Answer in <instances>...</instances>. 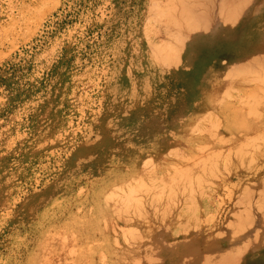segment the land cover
I'll return each instance as SVG.
<instances>
[{"label":"rangeland","instance_id":"374dc122","mask_svg":"<svg viewBox=\"0 0 264 264\" xmlns=\"http://www.w3.org/2000/svg\"><path fill=\"white\" fill-rule=\"evenodd\" d=\"M139 5V0H0V264L150 261L139 232L147 210L140 186L106 188L93 201L79 176L69 179L61 172L70 154L98 145L101 138L92 129L104 122L97 119L123 112L124 98L141 91L134 82L154 80L170 47V41L156 40L165 26L139 25ZM263 105L239 104V128L259 118L264 123ZM233 155L227 177L234 168L250 173L257 154ZM61 177L68 193L60 196L58 184V196L48 199L50 189H43ZM227 203L221 225L218 201L212 208L191 209L196 220L189 227L212 230L200 235L213 241L227 240L229 262L239 257V219L250 217H239L242 206L230 193ZM186 209L181 217L187 218ZM221 227L227 232L220 233ZM206 255L204 264H216L219 250Z\"/></svg>","mask_w":264,"mask_h":264},{"label":"crops","instance_id":"0c3cea01","mask_svg":"<svg viewBox=\"0 0 264 264\" xmlns=\"http://www.w3.org/2000/svg\"><path fill=\"white\" fill-rule=\"evenodd\" d=\"M139 2V25L165 26L156 40L170 41V47L158 62L154 80L134 82L141 91L124 98L123 112L97 119L104 122L92 129L93 137L101 138L98 145L87 144L70 154L61 172L69 179L79 176L78 183L90 189L93 201L106 188L140 186L147 209L139 223L141 241L149 250L146 264H204L208 250H219L216 264H264V123L259 118L252 127L239 128V104H264V0ZM232 152L257 154L250 173L234 168L227 177L228 159H233L227 154ZM63 181L61 177L59 183L43 189H50L48 199L58 196V184L60 196L68 193L67 184H60ZM141 189L149 193L142 194ZM229 193L242 206L239 217L250 220L239 219V257L228 262L227 240L213 241L200 235L212 230L189 226L196 220L192 213L196 206L212 208L218 201L221 225ZM186 208L187 218L181 217L179 211ZM163 233L169 235L167 239L161 238Z\"/></svg>","mask_w":264,"mask_h":264},{"label":"bare ground","instance_id":"6f19581e","mask_svg":"<svg viewBox=\"0 0 264 264\" xmlns=\"http://www.w3.org/2000/svg\"><path fill=\"white\" fill-rule=\"evenodd\" d=\"M258 96H259V95H258ZM258 96H257V102H258V98H259ZM261 96H262V95H261ZM261 99H262V98H261ZM263 99H264V98H263ZM263 99H262V100H263ZM255 102H256V101H255ZM263 103H264V102H263ZM251 104H252V103H251ZM258 104H259V102H258ZM256 106H257V105H256ZM263 106H264V105H263ZM245 115H247V114L245 113ZM245 115H244V116H245ZM260 115H261V114H260ZM251 116H253V114H252ZM259 117H260V116H259ZM251 118H252V117H251ZM208 120H209V119H208ZM210 125H212V123H211ZM212 126H214V124H213ZM210 127H211V126H210ZM211 129H213V128H211ZM214 129H215V128H214ZM212 131H214V130H212ZM208 132H209V131H208ZM214 132H216V131H214ZM202 133H203V132H202ZM212 133H213V132H212ZM261 134H262V133H261ZM261 134H260V135H261ZM208 135H210V134L208 133ZM210 136H211V135H210ZM213 136H214V135H213ZM220 136H221V135H220ZM262 136H263V135H262ZM207 137H208V136H207ZM216 137H218L217 134H216ZM208 138L210 139V137H208ZM233 138H234V137H233ZM244 138H245V137H244ZM216 139H217V138H216ZM227 139H228V138H227ZM247 139H248V138H247ZM223 140H224V139H223ZM236 140H237V139H236ZM219 141H220V140H219ZM245 141H246V138H245ZM223 142H225V141H223ZM226 142H227V141H226ZM226 142H225V143H226ZM250 142H251V141H250ZM219 143H220V142H219ZM228 143H229V142H228ZM228 143H227V144H228ZM235 143H236V142H235ZM242 143H244V140H243ZM246 143H247V141H246ZM246 143H244V144H246ZM229 144H230V143H229ZM237 144H238V143H237ZM239 144H240V143H239ZM239 144H238V146H239ZM205 146H206V144H205ZM205 146H204V147H205ZM240 146H241V145H240ZM247 146H249V145H247ZM199 147H200V146H199ZM206 147H207V146H206ZM208 147H209V146H208ZM244 147H246V145H245ZM249 148H250V146H249ZM200 149H202V147H201ZM238 149H239V147H238ZM246 149H247V148H246ZM197 150H198V148H197ZM226 150H227V149H226ZM228 150H229V149H228ZM228 150H227L226 152H228ZM241 150H242V149H241ZM244 150H245V149H244ZM198 151H199V150H198ZM214 151H216V150H214ZM251 151H252V150H251ZM201 152H203V151H201ZM204 152H205V151H204ZM209 152H210V151H209ZM221 152H222V151H221ZM244 152H245V151H244ZM197 153H198V152H197ZM210 153H211V152H210ZM215 153H216V152H215ZM232 153H234V152H232ZM250 153H251V152H250ZM207 154H208V153H207ZM219 154H220V153H219ZM224 154H225V153H224ZM229 154H230V153H229ZM229 154H227V155H229ZM234 154H235V153H234ZM236 154H237V153H236ZM243 154H244V153H243ZM198 155H199V154H198ZM200 155H201V154H200ZM200 155H199V157H200ZM217 155H218V154H217ZM221 155H223V154H220V156H221ZM225 155H226V154H225ZM194 156H195V155H194ZM239 156H240V155H239ZM245 156H246V155H245ZM180 157H181V156H180ZM195 157H197V156H195ZM195 157H194V158H195ZM199 157H198V158H199ZM204 157H205V156H204ZM233 157L235 158L234 155H233ZM174 158H175V157H174ZM219 158H220V157H219ZM237 158H238V156H237ZM186 159H187L186 157L183 158V159H182V157H181V160H185V161H186ZM203 159H204V158H203ZM212 159H213V158H212ZM220 159H222V158H220ZM188 160H189V159H188ZM192 160H193V159H192ZM192 160H191V161H192ZM201 160H202V158H201ZM204 160H205V159H204ZM210 160H211V159H210ZM222 160H223V159H222ZM225 160H226V158H225ZM251 160H252V159H251ZM251 160H250V161H251ZM189 161H190V160H189ZM205 161H206V160H205ZM205 161H203V162H205ZM208 161H209V160H208ZM215 161H216V160H215ZM229 161H230V160H229ZM229 161H228V163L230 164ZM210 162H211V161H210ZM225 162H226V161H225ZM241 163H242V162H241ZM191 164H192V163L189 164V167L191 166ZM220 164H221V161H220ZM186 165H187V164H186ZM201 165H202V164H201ZM205 165H206V164H205ZM214 165H215V164H214ZM214 165H213V166H214ZM239 165H240V164H239ZM207 166H209V165L207 164ZM248 166H249V165H248ZM172 167H173V166H172ZM176 167L178 168L179 166H176ZM176 167H175V168H176ZM184 167H185V166H183V167H181V168H184ZM204 167H205V166H204ZM209 167L211 168V164H210ZM175 168H173V169H175ZM181 168H179V169H181ZM194 168H195V167H194ZM202 168H203V167H202ZM202 168H201V169H202ZM225 168H226V167H225ZM169 169H170V168H169ZM171 169H172V168H171ZM190 169H191V168H190ZM207 169H208V168H207ZM212 169H213V167H212ZM222 169H223V168L221 167V170H222ZM199 170H200V169H199ZM214 170H216V169H214ZM225 170H227V169H225ZM172 171H173V170H172ZM191 171H192V170H191ZM191 171H190V172H191ZM209 171H211V170H209ZM179 172H180V171H179ZM181 172H182V171H181ZM185 172H187V171H185ZM190 172H188V173H190ZM205 172L208 173V176H210V175H211L210 173H212V172H208V171H206V170H205ZM219 172H221V171L219 170ZM222 172H223V171H222ZM225 172H226V171H225ZM227 173H228V172H227ZM227 173H226V174H227ZM167 174H168V173H167V171H166V175H167ZM179 174H180V173H179ZM182 174H183V173H182ZM205 174H206V173H205ZM217 174H218V173H217ZM172 175H173V174H172ZM206 175H207V174H206ZM219 175H220V174H219ZM185 176L187 177L186 174H185ZM198 176H199V175H198ZM200 176H201V175H200ZM214 176H215V174H214ZM214 176H213V178H211L212 180L215 178ZM221 176H222V175H221ZM166 177H168V176H166ZM177 177H178V176H177ZM183 177H184V175H183ZM191 177H192V175H191ZM195 177H197V175H196ZM163 178H164V177H163ZM178 178H180L179 180H181V177H178ZM205 178H206V177H205ZM217 178H218V177H217ZM147 179H148V178H147ZM147 179H146V180H147ZM160 179H161V177H160ZM167 179H168V178H167ZM167 179H166V180H167ZM195 179H196V178H195ZM148 180H149V179H148ZM172 180L175 182L174 179H172ZM176 180H177V179H176ZM203 180H204V179H202L201 182H202ZM214 180H215V179H214ZM183 181H184V180H183ZM197 181H200V178L196 179V182H197ZM204 181H205V180H204ZM194 182H195V180H194ZM196 182H195V183H196ZM148 183H151V182H148ZM162 183H163V182H162ZM165 183H166V182H165ZM176 183H177V182H176ZM180 183H181V182H180ZM184 183H185V182H184ZM202 183H205V182H202ZM206 183L209 184L207 181H206ZM206 183H205V184H206ZM136 184H137V182H136ZM177 184H178V183H177ZM188 184H189V183H188ZM188 184H186V185H188ZM144 185H145V184H144ZM166 185H167V183H166ZM180 185H182V184H180ZM198 185H199V184H198ZM134 186H135V185H134ZM137 186H138V185H137ZM137 186H136V187H137ZM142 186H143V185H142ZM155 186H156V185H155ZM155 186H154V187H155ZM194 186H195V188L197 187L196 184H195ZM194 186H193V187H194ZM136 187H135V188H136ZM148 187H149V186H148ZM161 187H162V186H161ZM179 187H180V186H179ZM198 187H199V186H198ZM141 188H143V187H141ZM145 188H146V187H145ZM145 188H144V189H145ZM165 188H166V187H164V189H165ZM130 189H131V188H130ZM147 189H148V188H147ZM157 189H158V188H157ZM161 189H162V188H160L159 191H161ZM177 189H178V188H177ZM179 189H180V188H179ZM182 189H185V187H183ZM125 190H126V189H125ZM128 190H129V189H128ZM131 190H133V189H131ZM141 190H142V189H141ZM149 190H150V188H149ZM167 190H168V189H167ZM185 190H186V189H185ZM189 190H190V189H189ZM189 190H188V191H189ZM129 191H130V190H129ZM135 191H136V190H135ZM142 191H143V190H142ZM162 191H163V190H162ZM162 191H161V192H162ZM164 191H165V190H164ZM168 191H169V190H168ZM181 191H183V190H181ZM144 192L147 193L148 191H145V190H144L142 194H144ZM154 192H155V191H154ZM166 192H167V191H166ZM173 192L176 194V191H173ZM173 192H172V193L170 192V193L174 196V193H173ZM189 192L192 193L193 191H192V192L189 191ZM120 193H121V192H120ZM130 193H131V192H129V193L127 194V196H129ZM132 193H133V192H132ZM134 193H135V192H134ZM136 193H137V191H136ZM146 193H145V194H146ZM148 193H149V192H148ZM148 193H147V194H148ZM167 193H168V192H167ZM167 193H165V194L167 195V198H168V194H167ZM179 193H180V192H178V194H179ZM183 193H184V192H183ZM193 193H194V192H193ZM178 194H177V195H178ZM180 194H181V193H180ZM184 194H185V193H184ZM194 194H195V193H194ZM130 195H131V194H130ZM137 195H139V194H137ZM152 195H153V194H152ZM159 195L162 196V195H164V194H163V192H162V194H159ZM159 195H158V196L156 195V198L159 197ZM127 196H126V199L128 200ZM146 196H147V195H146ZM132 197H134V195H133ZM132 197H131V199H132ZM123 198H124V196H123ZM153 198H155V194H154V197H153ZM169 199H170V198H169ZM129 200H130V198H129ZM130 201H131V200H130ZM132 203L135 204V202H133V201H132ZM126 204H129L128 201H126ZM130 204H131V202H130ZM134 206L137 207L138 204L136 203ZM139 206H140V204H139ZM126 207H127V205H126ZM129 207H130V206L128 205V209H129ZM133 208H134V207H133Z\"/></svg>","mask_w":264,"mask_h":264}]
</instances>
